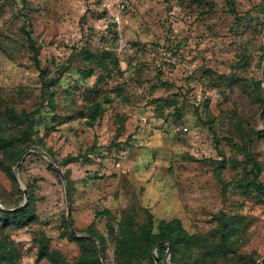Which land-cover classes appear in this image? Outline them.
Returning a JSON list of instances; mask_svg holds the SVG:
<instances>
[{
  "label": "rangeland",
  "instance_id": "1",
  "mask_svg": "<svg viewBox=\"0 0 264 264\" xmlns=\"http://www.w3.org/2000/svg\"><path fill=\"white\" fill-rule=\"evenodd\" d=\"M234 1L235 11L225 0H126L119 32L100 0H0V112L36 110L27 149L39 148L20 162L22 153L15 182L0 168V208L32 197L35 215L0 224V264H55L39 256L40 237L73 262L92 245L69 231L87 236L90 224L106 237L105 249L92 237L102 263L115 264L110 230L129 213L143 223L147 209L180 219L203 243L184 250L198 264H264V194L246 152L264 184V0ZM25 16L42 68L57 78L45 103ZM96 101L103 113L92 122ZM24 126L0 114V132L22 145ZM69 155L78 160L64 163ZM53 160L70 182L49 168ZM154 254L171 261L170 247L162 259Z\"/></svg>",
  "mask_w": 264,
  "mask_h": 264
},
{
  "label": "trees",
  "instance_id": "2",
  "mask_svg": "<svg viewBox=\"0 0 264 264\" xmlns=\"http://www.w3.org/2000/svg\"><path fill=\"white\" fill-rule=\"evenodd\" d=\"M126 1V0H125ZM199 1V0H195ZM228 4L232 6L233 11H235L234 0H225ZM23 6L27 5V0H22ZM25 21L22 24V30L27 38L28 46L32 52V58L35 64L40 69L41 79H42V103L46 100L52 98V85L55 84L57 78H52L47 76V72L41 66V61L39 58L40 46L37 45V40L35 39L32 30L29 28L30 23L27 21V16H25ZM114 34V33H113ZM85 54L88 57H97L96 54L89 50H86ZM106 57H112V52L110 50L106 51ZM104 58L101 63L107 65ZM35 111L28 112L26 109L18 111L12 106H4L2 109V114L6 120L16 123H24L25 126L20 132L19 139L25 142L24 145L19 144L18 138L13 134H6L5 132H0V150L2 155H0V168L7 170L10 178L15 182V166L19 161L22 153L31 145L36 144L33 137L35 119L33 114ZM103 108L100 101L94 103L93 112L91 113L92 122H95L97 118L102 115ZM3 130V129H2ZM259 134L263 135L264 130H258ZM255 137L254 135L250 137L248 144H252ZM36 152V150H33ZM249 162L253 165L254 176L252 178L253 183L259 192L264 194V184L260 182V166L254 160L251 155L250 148L246 149ZM78 160V156L69 155L64 159V163ZM49 163V168L55 172L58 176L60 175V170L56 166L60 165L56 160ZM57 164V165H55ZM66 178L70 182V176L68 172H64ZM62 176V175H61ZM70 186V185H69ZM19 192L23 191L18 188ZM68 195H71L68 191ZM31 196V194H30ZM7 208V209H6ZM0 208V224L4 226H12L14 224L22 225L31 222L34 215V209L32 205V197L29 201L23 205L21 208L10 209L9 207ZM9 208V209H8ZM101 214H110V210H105ZM134 213H129L125 215L124 220L119 225L117 231L111 229L110 232L114 234L115 240V253L117 255L115 264H142L141 260L137 258H144L148 264H158L156 256L154 254V248L158 256L162 259L166 250L171 247V261L167 262L162 259L161 264H198L196 260H191L187 258V254L184 252L185 249H194L195 246L201 247L203 243L199 242L194 235H191L188 230L184 227L180 219H159L157 220L154 214L150 210H146V220L143 223L136 224L134 218ZM85 232L89 233L87 236L75 235L74 231H69L70 238L73 240H78L80 243L85 242L90 243L91 252L83 254V256L69 262L66 260L58 251L52 250L50 248V238L40 237L37 239L39 244V256H46L52 260L55 264H103L98 251V245L94 242L92 237H96L101 242L103 249L106 248V237L100 234L93 224H90L84 229ZM221 238L223 244L226 246V232L225 229L221 232ZM198 248V249H199ZM196 249V248H195ZM9 260V264H18L11 257H6ZM5 258L0 256V261ZM144 261V262H145ZM143 262V263H144Z\"/></svg>",
  "mask_w": 264,
  "mask_h": 264
},
{
  "label": "built area",
  "instance_id": "3",
  "mask_svg": "<svg viewBox=\"0 0 264 264\" xmlns=\"http://www.w3.org/2000/svg\"><path fill=\"white\" fill-rule=\"evenodd\" d=\"M100 5L102 12L107 17L109 23L115 25L119 32H121L120 28L122 24L123 13L125 12L127 6L125 0L117 1V3H115L113 0H100ZM119 35L122 34L119 33ZM126 50V41L122 36H120L118 38V51L123 53ZM168 56L173 63L176 62V59L171 55V53H168ZM158 64L161 65V62L158 61Z\"/></svg>",
  "mask_w": 264,
  "mask_h": 264
},
{
  "label": "water",
  "instance_id": "4",
  "mask_svg": "<svg viewBox=\"0 0 264 264\" xmlns=\"http://www.w3.org/2000/svg\"><path fill=\"white\" fill-rule=\"evenodd\" d=\"M36 149H39V148H38V147H31V148L27 149V150L25 151V153L22 155L20 162L22 161L23 157H24L28 152L33 151V150H36ZM20 162H19V165H20ZM60 173H61L62 177L65 178V175H64V173H63L62 170H60ZM74 232H76V231L74 230ZM170 248H171V247H170ZM156 260H157L158 264H160V261H159V259H158L157 257H156ZM261 263H262V262L260 261L258 264H261Z\"/></svg>",
  "mask_w": 264,
  "mask_h": 264
}]
</instances>
